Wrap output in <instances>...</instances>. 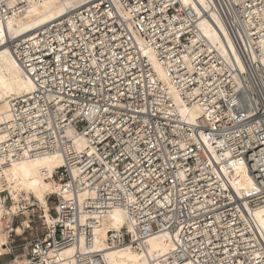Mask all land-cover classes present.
I'll use <instances>...</instances> for the list:
<instances>
[{
	"label": "built area",
	"instance_id": "1",
	"mask_svg": "<svg viewBox=\"0 0 264 264\" xmlns=\"http://www.w3.org/2000/svg\"><path fill=\"white\" fill-rule=\"evenodd\" d=\"M30 1L0 0V21ZM4 45L35 88L10 99L0 169L26 155L63 160L54 219L25 236L14 264H109L108 251L143 252L157 234L176 264H264L250 213L264 206V0H92ZM148 50L195 120L180 115ZM236 165L254 180L249 193L229 179ZM115 212L126 223L99 251Z\"/></svg>",
	"mask_w": 264,
	"mask_h": 264
},
{
	"label": "bare ground",
	"instance_id": "2",
	"mask_svg": "<svg viewBox=\"0 0 264 264\" xmlns=\"http://www.w3.org/2000/svg\"><path fill=\"white\" fill-rule=\"evenodd\" d=\"M92 0H32L22 7L15 18L7 23L0 21V123L11 117L9 114L10 99L13 97L31 93L35 85L31 78L21 68L13 53L4 45L5 40L14 39L31 32L37 28L64 16L70 10L81 8ZM187 1V0H186ZM209 38L218 46H222L219 34L209 23L203 27ZM9 35V37H8ZM144 45V41L140 40ZM156 75L163 86L168 90L176 104L181 116L195 120L200 111L197 108H189L172 81L167 71L152 52H147ZM63 160L55 156H24L18 161L12 162L0 169V256L9 255L10 232L16 236L23 235V228L30 226V207L37 206L42 211V218L50 224L54 217L50 214L48 196L58 191L60 183L54 177L55 170L61 167ZM236 190L249 193L254 188V180L249 175L244 165H236L234 171L228 175ZM5 193V195L2 194ZM6 198L10 204L5 203ZM21 209L25 220L23 225H13L14 217L19 216ZM255 229L264 237V206L250 210ZM44 215V216H43ZM17 219V218H16ZM126 223V218L121 212L113 213L103 223L101 230L97 232V246L99 251L106 250L104 240L109 229H120ZM173 247L172 241L164 234H157L148 239L143 252H137L130 248L108 251L109 264H176L169 257ZM24 252V250H23ZM74 248L64 250V256H70ZM25 257L17 256L14 261L22 262Z\"/></svg>",
	"mask_w": 264,
	"mask_h": 264
},
{
	"label": "rangeland",
	"instance_id": "3",
	"mask_svg": "<svg viewBox=\"0 0 264 264\" xmlns=\"http://www.w3.org/2000/svg\"><path fill=\"white\" fill-rule=\"evenodd\" d=\"M9 204H10V201H8V205ZM29 210H32V211H30V213L28 215L29 218L31 219V223H30L31 228L30 229L27 228V230L25 229L27 232L24 234V236H16L15 233H13V236L11 238L12 241L14 242V244L17 245L16 255L19 257H22L25 253V245H26L25 236H30V234H32V233L37 234L38 232H40L41 227H42V222L43 221L45 222V219L42 218V211L39 210L37 208V206L30 207ZM24 211H25L24 209H21L20 214L17 218V221L15 222V226L20 225V222L25 220V216L22 215V213ZM22 228L24 230L23 226H22ZM23 250H24V252H23ZM3 260L11 263V261L14 260V256L13 255H4ZM11 264H14V262Z\"/></svg>",
	"mask_w": 264,
	"mask_h": 264
}]
</instances>
